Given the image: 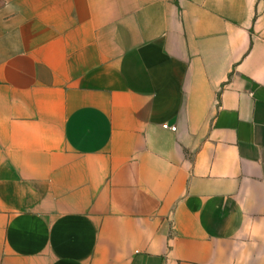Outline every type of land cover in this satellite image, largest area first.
<instances>
[{"label": "crops", "instance_id": "obj_1", "mask_svg": "<svg viewBox=\"0 0 264 264\" xmlns=\"http://www.w3.org/2000/svg\"><path fill=\"white\" fill-rule=\"evenodd\" d=\"M0 264H264V0H0Z\"/></svg>", "mask_w": 264, "mask_h": 264}, {"label": "built area", "instance_id": "obj_2", "mask_svg": "<svg viewBox=\"0 0 264 264\" xmlns=\"http://www.w3.org/2000/svg\"><path fill=\"white\" fill-rule=\"evenodd\" d=\"M174 129H175V127L173 126V127H171V130H173L174 131Z\"/></svg>", "mask_w": 264, "mask_h": 264}]
</instances>
